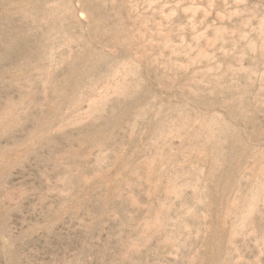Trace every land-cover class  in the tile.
Here are the masks:
<instances>
[{
    "label": "rangeland",
    "instance_id": "1",
    "mask_svg": "<svg viewBox=\"0 0 264 264\" xmlns=\"http://www.w3.org/2000/svg\"><path fill=\"white\" fill-rule=\"evenodd\" d=\"M0 264H264V0H0Z\"/></svg>",
    "mask_w": 264,
    "mask_h": 264
}]
</instances>
